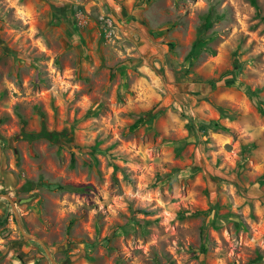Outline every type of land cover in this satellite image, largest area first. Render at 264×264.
I'll list each match as a JSON object with an SVG mask.
<instances>
[{"label": "rangeland", "instance_id": "1", "mask_svg": "<svg viewBox=\"0 0 264 264\" xmlns=\"http://www.w3.org/2000/svg\"><path fill=\"white\" fill-rule=\"evenodd\" d=\"M0 193L57 264H264V0H0Z\"/></svg>", "mask_w": 264, "mask_h": 264}, {"label": "trees", "instance_id": "2", "mask_svg": "<svg viewBox=\"0 0 264 264\" xmlns=\"http://www.w3.org/2000/svg\"><path fill=\"white\" fill-rule=\"evenodd\" d=\"M154 114L149 111L146 112L143 116L139 117L131 126V129H137L140 126H144L146 123L150 122V120L153 118ZM68 135L67 129H64L61 132H55V131H48L46 127L44 126L43 121L41 122V128L37 133L26 135L24 134V138L28 141H34V140H46L50 143L57 144L60 146H66V143L62 141L66 136ZM31 189V186L24 187V191H29ZM205 228L202 229V236H205L204 234ZM201 252H205L204 246L201 247Z\"/></svg>", "mask_w": 264, "mask_h": 264}, {"label": "water", "instance_id": "3", "mask_svg": "<svg viewBox=\"0 0 264 264\" xmlns=\"http://www.w3.org/2000/svg\"><path fill=\"white\" fill-rule=\"evenodd\" d=\"M0 198H4V199H5L6 201H8V203L10 204V206H11V208H12V212H13L14 218H15V221H16V223H17V225H18V228H19V231H20L21 235H22L24 238L28 239V240H31V241H34V242H37L38 244H40L41 247H42V249L44 250V252H45L47 258H48L49 261L51 262V264H57V263L54 261V259L51 257V254H50V252L48 251V249L46 248V246H45V245H44L39 239L34 238V237H32V236H30V235H28V234H26V233L24 232V230H23V228H22V225H21V222H20V220H19V217H18V215H17V213H16V211H15V209H14V203L12 202V200L10 199V197H9L8 195H6V194H2V193H0ZM29 201H30V198H27V199H19L17 202H18V204H24V203H27V202H29Z\"/></svg>", "mask_w": 264, "mask_h": 264}]
</instances>
